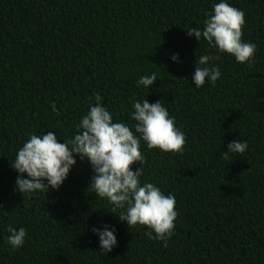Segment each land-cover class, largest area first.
I'll return each instance as SVG.
<instances>
[{"label": "trees", "instance_id": "16d2710c", "mask_svg": "<svg viewBox=\"0 0 264 264\" xmlns=\"http://www.w3.org/2000/svg\"><path fill=\"white\" fill-rule=\"evenodd\" d=\"M219 2L0 0V264H264V0H225L244 13L242 40L256 45L254 63L219 54L210 62L219 79L197 88V58L218 53L186 31H203ZM153 72L151 87L137 85ZM96 93L113 122L133 131L132 104L162 100L185 135L182 154L141 141L144 162L132 165L143 170L141 185L175 196L167 247L120 222L121 209L110 213L79 157L58 190H15L10 164L23 144L48 131L61 143L74 138ZM234 140L248 148L223 159ZM105 225L117 244L104 255L92 229ZM9 226L27 233L15 251Z\"/></svg>", "mask_w": 264, "mask_h": 264}, {"label": "clouds", "instance_id": "9594fccd", "mask_svg": "<svg viewBox=\"0 0 264 264\" xmlns=\"http://www.w3.org/2000/svg\"><path fill=\"white\" fill-rule=\"evenodd\" d=\"M244 24L243 11L221 0L207 14L203 31L197 28L186 31L189 37H195L197 42L203 39L218 53L197 58L192 76L195 87H202L206 80L215 85L221 72L210 62L218 60L219 54L232 56L240 64L251 66L254 63L256 45L242 40ZM171 59L176 62L177 55ZM155 81L157 76L153 72L142 76L136 83L149 88ZM94 99L96 103L81 118L74 138L61 143L52 131L29 137L10 164L19 174L15 190L22 196L58 190L76 164V157H79L80 161L88 162L93 173L88 188L96 197L106 199L113 206L110 213L121 209L119 216L115 215L120 222H126L129 229L137 226L146 228L148 239L162 241V246L167 247L178 215L175 196L165 195L152 183L141 185L139 178L143 170L139 167L133 171L132 165L144 162L141 141L148 150L182 154L185 135L177 128L175 119L169 116L162 100L149 104L144 99L132 104L133 131L125 123L113 122L111 113L101 105L103 98L99 93L94 94ZM51 107L54 113L60 114L55 103ZM247 148V142L234 140L227 145V153L221 155L229 160L233 154L242 155ZM7 231L10 233L7 243L12 250L21 248L27 234L25 228L9 226ZM92 232L98 236L100 252L104 255L116 246L115 228L105 225L103 229L93 228Z\"/></svg>", "mask_w": 264, "mask_h": 264}]
</instances>
